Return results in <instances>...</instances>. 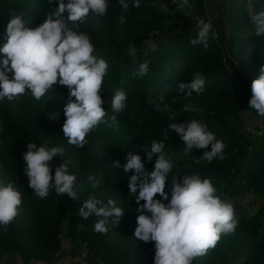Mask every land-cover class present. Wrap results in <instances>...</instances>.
Masks as SVG:
<instances>
[{
	"label": "trees",
	"instance_id": "16d2710c",
	"mask_svg": "<svg viewBox=\"0 0 264 264\" xmlns=\"http://www.w3.org/2000/svg\"><path fill=\"white\" fill-rule=\"evenodd\" d=\"M248 2L255 14L264 10V0H226L225 19L214 20L215 34L209 37L207 49L202 44H190L196 33H177L157 43V51L142 48L153 31L167 33L162 25L167 15L157 13L149 0H140L139 8L130 6L126 12L119 0H108L104 17H87L80 30L90 36L94 54L108 64L100 93L105 102L103 107L111 116V99L118 89L125 91L127 100L124 114L117 118L124 129H116L104 118L106 123L99 124L86 136L88 143L82 148L68 144L61 131L66 119L63 113L68 100L66 86L57 83L40 100L26 89L28 93L18 99L0 101V179L13 183L21 192L23 209L7 231L0 227V257L18 255L24 261L35 259L50 264L61 248L62 237H66L72 246L71 252L86 247L90 264L97 261L154 264V242L145 243L134 236L139 205L129 195L128 180L133 173L125 174L122 167L128 152L146 160L144 148L138 146L141 142L163 141L165 155L174 161L165 188L169 200L172 176L190 174L210 178L222 200L240 189L258 192L264 200V134L255 136L243 127L244 123H250L245 113L254 111L248 103L251 83L264 63L260 56H264L263 44L259 46V56L249 53L244 45L245 23H252L244 11ZM45 3L47 0H0V47L6 42L5 30L13 13H23L27 26L35 28L46 18ZM189 4L205 12L203 0H189ZM121 15L125 17L123 24L119 22ZM225 26L229 28L228 36ZM228 37L236 47L229 57L224 50ZM129 45L136 47L135 57L129 56ZM144 61H148V72L141 77L136 73ZM197 73L205 79V91L185 99L176 86L190 82ZM160 96L170 105V112L155 110L153 101ZM189 104L203 113L184 111V106ZM56 113L57 118H50ZM170 115L176 121H170ZM192 118L206 123L208 130L225 143L223 159L218 157L211 163L201 160L197 164L195 161L202 156L203 149H194L185 155L183 141L174 130L168 131V124L184 123ZM130 127L138 128V143L137 140L134 144L126 143L124 135L130 133ZM29 142L38 146L47 142L49 146L65 149L63 157L52 161V174L55 166L69 160V172L77 177L74 186L77 199L57 195L54 190L41 199L28 187L23 153ZM115 161L121 167H115ZM145 167L151 171L153 165L146 163ZM89 175L100 180L94 192L87 180ZM90 194L104 203L113 199L124 209L118 225H107V233L94 231L99 217L92 215L84 219L79 214ZM191 264H264V228L258 233L242 220L234 233L221 234L216 247L194 258Z\"/></svg>",
	"mask_w": 264,
	"mask_h": 264
},
{
	"label": "clouds",
	"instance_id": "9594fccd",
	"mask_svg": "<svg viewBox=\"0 0 264 264\" xmlns=\"http://www.w3.org/2000/svg\"><path fill=\"white\" fill-rule=\"evenodd\" d=\"M179 10L191 7L189 0H172ZM48 5H55L45 13L43 23L35 28L27 26L24 14H12L5 30L6 42L0 47V101L18 99L27 94L40 100L57 83L68 89V100L63 108L65 121L62 125L63 137L68 144L84 147L86 136L101 123H106L107 115L101 89L108 64L104 58L95 55V47L90 36L80 30L91 13L104 17L109 8L108 0H47ZM123 11L130 6L139 8L140 0H119ZM67 13V15H65ZM254 34L264 35V10L250 16ZM123 24L125 17L120 16ZM196 36L190 40L191 45L202 44L208 47L211 23L198 19L195 23ZM153 51L157 46L151 41ZM136 47L129 45V56L135 57ZM148 72V61L139 65L136 73L145 76ZM179 94L185 99L205 91V79L199 73L188 83L181 82L176 86ZM75 98V99H73ZM127 95L123 89L116 90L111 99V121L117 118L126 106ZM259 119L264 120V64L259 68V75L251 83V97L248 101ZM157 112L171 111L170 105L163 96L153 101ZM184 111H199L192 105H185ZM58 113L50 118L58 117ZM176 121L175 116H169ZM174 130L183 141L184 153L203 149V154L196 159L211 163L214 159H223L225 143L208 130L207 124L200 119H188L184 123L169 122L168 131ZM264 134V133H262ZM23 153L28 178V187L34 194L44 199L51 191L57 195L77 199L74 186L76 175L69 172V160H64L54 167V158L65 155L62 146H49L47 142L38 144L29 142ZM144 147V146H143ZM163 141L153 140L150 150L144 148L146 160L139 154L128 152L122 165L125 174L133 173L128 180L129 195L135 197L140 213L136 218L135 238L145 243L154 242V264H191L194 258L204 256L209 249H214L221 239V234H232L239 224V216L234 206L222 200L218 189L210 178L199 174L178 175L171 179V199L165 191L166 183L174 168V161L164 153ZM156 157L154 163L153 158ZM146 163H152V170L146 169ZM115 167H121L119 161ZM87 180L93 192L100 184L95 176ZM159 197V198H157ZM143 201L141 204L140 202ZM164 201H168L164 203ZM22 196L13 183L0 179V227L7 231L8 226L22 211ZM84 219L95 215L99 217L94 231L107 233V225L116 226L124 215V209L117 202L108 199L107 203L90 194L79 209Z\"/></svg>",
	"mask_w": 264,
	"mask_h": 264
},
{
	"label": "rangeland",
	"instance_id": "374dc122",
	"mask_svg": "<svg viewBox=\"0 0 264 264\" xmlns=\"http://www.w3.org/2000/svg\"><path fill=\"white\" fill-rule=\"evenodd\" d=\"M150 4H152V1H158L159 5H153L155 7V11L157 13H164L167 15V18H164L163 30L164 32H167L163 34L162 32L153 31L151 33L150 39L146 41H151L155 45L157 43H161L162 41L172 37L173 35L177 33H196L195 29V23L198 19H204L206 23H211L212 28L214 30L213 24L214 20L217 18L225 19L226 15V0H203L204 1V9L205 12L201 13L195 6L191 7H185L183 10H179L177 8V5L172 2V0H149ZM179 2V0H177ZM55 5H48L47 3L43 4V7L46 8V12H49L52 7ZM248 17L251 15H254V8L247 3L245 10H244ZM67 15V13H65ZM89 16H95L94 14L90 13ZM171 18V19H169ZM248 23H245L246 29L244 31V36L246 37V41L244 42V45L247 48V51L249 53H254V55H260L259 46L261 44L264 45V37L262 35L257 36L255 35L254 28L252 27V23L249 21H246ZM169 29V30H168ZM171 29V30H170ZM174 29V30H173ZM226 35L228 36V30L229 28L225 26ZM161 31V30H160ZM163 34V35H162ZM212 35V38L214 37L213 31L210 32V37ZM215 39V38H214ZM144 41L142 43V48L144 49H152L150 44L145 43ZM236 49L234 40L231 41L230 37H228L227 44L225 45V52L229 56H232L233 51ZM231 53V54H230ZM263 58L264 56L260 55ZM264 64V63H263ZM111 109V108H110ZM107 115L104 117L107 119L111 126L115 127L118 130L124 129L123 126L120 123H113L111 121V116L109 111H106ZM124 114V111H123ZM245 118L249 119L250 123H247L243 125L246 132H250L252 135L255 136H261L262 133H264V120L259 119L258 114L254 111H250L248 113H245ZM254 124L255 126L250 127V125ZM129 128L128 131L130 133H127L124 135L126 143L134 144L135 140H137V143L139 140V130ZM138 146H141L142 148L150 150L151 143L149 142H141ZM144 146V147H143ZM170 149H176V151L179 150V148L172 147ZM168 150V149H167ZM170 153V152H169ZM171 154V153H170ZM178 179H182L181 176L177 177ZM227 201L231 202L234 206L235 212L239 216V222L245 221L247 223V226L249 225L253 230L257 231L258 233H261V231L264 228V200L259 195L258 192H254L251 190H245L240 189L236 192L235 195L227 197ZM250 220V221H248ZM249 223V224H248ZM63 247V244H61V248ZM60 248V250H61ZM63 251H71V247L64 246L62 248ZM81 250V249H80ZM80 250L76 252V256L78 254L79 262H82V264H90L89 261L86 259L81 258L80 256ZM58 253L54 256V259L50 264H61V258ZM77 263V262H76ZM0 264H45L44 262L41 263V261L38 262H32L31 259L29 261L22 260L18 255L15 256H2L0 257ZM72 264H75V262H72Z\"/></svg>",
	"mask_w": 264,
	"mask_h": 264
},
{
	"label": "crops",
	"instance_id": "0c3cea01",
	"mask_svg": "<svg viewBox=\"0 0 264 264\" xmlns=\"http://www.w3.org/2000/svg\"><path fill=\"white\" fill-rule=\"evenodd\" d=\"M61 244H63L62 248H64V246H68V247H71L72 249V246L70 245V242L66 237H62ZM62 248L61 250L57 252L58 255L60 256L59 258H61V264H72V262H75V264H82V262H79L80 260L78 258V254L76 256V252L78 250H75L74 252H71V251L66 252V251H63Z\"/></svg>",
	"mask_w": 264,
	"mask_h": 264
},
{
	"label": "built area",
	"instance_id": "2783aa9c",
	"mask_svg": "<svg viewBox=\"0 0 264 264\" xmlns=\"http://www.w3.org/2000/svg\"><path fill=\"white\" fill-rule=\"evenodd\" d=\"M152 4L153 5H159V2L158 1L157 2L156 1H152ZM212 31H213V34H215L214 30H212ZM80 249H81L80 250L81 258L86 259L87 255H88V251H87L86 247L82 246ZM31 261L32 262H38V260H35V259H31ZM41 263H43V262H41ZM95 264H103V263L101 261H97Z\"/></svg>",
	"mask_w": 264,
	"mask_h": 264
}]
</instances>
